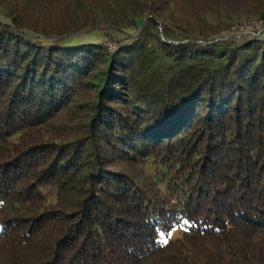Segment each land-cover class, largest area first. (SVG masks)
Masks as SVG:
<instances>
[{"label": "trees", "instance_id": "1", "mask_svg": "<svg viewBox=\"0 0 264 264\" xmlns=\"http://www.w3.org/2000/svg\"><path fill=\"white\" fill-rule=\"evenodd\" d=\"M222 11L264 0H0V264H264V37Z\"/></svg>", "mask_w": 264, "mask_h": 264}, {"label": "rangeland", "instance_id": "2", "mask_svg": "<svg viewBox=\"0 0 264 264\" xmlns=\"http://www.w3.org/2000/svg\"><path fill=\"white\" fill-rule=\"evenodd\" d=\"M205 17L207 21L213 26H217V28H220L219 32L217 34H214L212 37V40L214 42H229L231 40H237L238 42H245V41H251L254 40L257 37H264V19L254 16H249L244 13H231L230 16L225 14L223 11L219 15H212L210 13L205 14ZM0 19L4 21H9L8 19L2 17L0 15ZM167 24L171 23L169 20L165 19ZM259 21H263V26L260 28H257L256 26H252L249 29L245 31H236L234 30V27L241 25L245 22H251L256 23ZM172 27V26H171ZM161 29H163L161 27ZM179 31H174V35L177 38H185L186 35ZM185 35V36H184ZM137 31L136 30H128L126 33H117V32H111L110 30L106 29L103 25H100L98 29L95 30H87L86 32L82 33L79 38L75 41V43L78 42H101L105 43L109 46L111 51H115L119 45L125 44V43H131L133 39L137 37ZM47 191H45L46 193ZM55 191L51 192L49 195L52 200L55 199L54 195ZM49 194V192H47ZM183 228H174L170 236L173 238L180 237L183 233Z\"/></svg>", "mask_w": 264, "mask_h": 264}, {"label": "built area", "instance_id": "3", "mask_svg": "<svg viewBox=\"0 0 264 264\" xmlns=\"http://www.w3.org/2000/svg\"><path fill=\"white\" fill-rule=\"evenodd\" d=\"M252 26H256L257 28H260L261 26H263V21H257L256 23H251V22H245L242 23L241 25H238L236 27H234V30L236 31H245L247 29H249Z\"/></svg>", "mask_w": 264, "mask_h": 264}]
</instances>
